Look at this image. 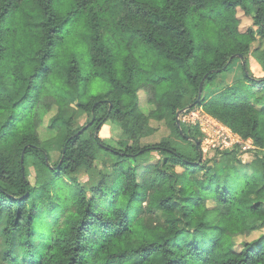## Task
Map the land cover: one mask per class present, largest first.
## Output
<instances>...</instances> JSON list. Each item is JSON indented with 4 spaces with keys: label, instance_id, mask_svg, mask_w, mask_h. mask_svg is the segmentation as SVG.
<instances>
[{
    "label": "clouds",
    "instance_id": "obj_1",
    "mask_svg": "<svg viewBox=\"0 0 264 264\" xmlns=\"http://www.w3.org/2000/svg\"><path fill=\"white\" fill-rule=\"evenodd\" d=\"M253 61L264 0H0V264H264Z\"/></svg>",
    "mask_w": 264,
    "mask_h": 264
},
{
    "label": "rangeland",
    "instance_id": "obj_2",
    "mask_svg": "<svg viewBox=\"0 0 264 264\" xmlns=\"http://www.w3.org/2000/svg\"><path fill=\"white\" fill-rule=\"evenodd\" d=\"M249 70H250V73L253 75V76H257L260 74V72L264 71V66H259L256 64V62H252L250 65H249Z\"/></svg>",
    "mask_w": 264,
    "mask_h": 264
},
{
    "label": "trees",
    "instance_id": "obj_3",
    "mask_svg": "<svg viewBox=\"0 0 264 264\" xmlns=\"http://www.w3.org/2000/svg\"><path fill=\"white\" fill-rule=\"evenodd\" d=\"M249 72H250V70H249ZM12 259H13V261H14V260H15V257H13Z\"/></svg>",
    "mask_w": 264,
    "mask_h": 264
}]
</instances>
